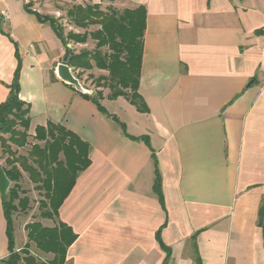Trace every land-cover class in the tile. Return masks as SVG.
<instances>
[{"label":"crops","instance_id":"0c3cea01","mask_svg":"<svg viewBox=\"0 0 264 264\" xmlns=\"http://www.w3.org/2000/svg\"><path fill=\"white\" fill-rule=\"evenodd\" d=\"M101 4L145 9L138 93L146 113L122 97L108 100L104 89L100 104L108 116L99 112L56 77L63 45L50 24L33 14L48 11L31 8L38 2L31 13L20 0H0V104L17 53L19 99L29 106L28 145L12 151L25 156L36 143L35 129L49 123L90 148L89 167L58 209L57 220L76 235L65 264H264L258 224L260 211L264 215V0ZM109 116L124 124L126 134ZM155 162L162 206L153 190ZM25 177L22 172L20 186ZM1 201L0 195L5 264ZM19 215L13 216L17 252L27 243L24 227L30 223ZM30 245L33 255L52 259Z\"/></svg>","mask_w":264,"mask_h":264},{"label":"trees","instance_id":"16d2710c","mask_svg":"<svg viewBox=\"0 0 264 264\" xmlns=\"http://www.w3.org/2000/svg\"><path fill=\"white\" fill-rule=\"evenodd\" d=\"M105 1L114 0H101L99 4H74L65 12V17L72 27L85 30L82 35L71 32L64 35V29L56 21L33 13L30 5H25V9L50 24L63 45L64 64L73 71L84 72L94 68L105 71L107 75L98 77L95 87L106 88L109 92L108 100L122 97L134 106L137 112L146 113L147 107L138 93L145 9L137 7L133 10L117 11L108 7L101 11L100 4ZM89 27L97 29L89 32ZM88 39L95 43L91 51L83 50L76 54L67 47L69 41L85 44ZM20 69L21 62L16 53V68L12 81L7 86L8 96L0 104V160L4 159L2 169L11 184L7 196L1 201L9 251L5 264H65L67 250L75 241L76 235L57 220L58 209L72 190L78 175L89 167L90 148L64 127L49 123L46 128L35 129L33 139L36 143L30 145L25 156L12 151L11 146L18 149L26 147L29 137V106L19 99ZM82 96L90 99L99 112L108 116L100 104L102 93L96 91L94 95ZM110 118L117 122L126 134L124 124L115 117ZM138 139L149 145L146 137ZM41 142L42 145L39 144ZM22 172L27 174L29 182L42 198L38 201L39 217L51 220L54 225L44 227L39 222L25 225L27 243L17 252L14 250L13 216L27 212L30 207L27 192L19 185ZM154 173L153 190L162 206L161 179L156 162ZM258 224L262 228L264 243V215L261 211ZM30 244L34 245L38 253L52 255V259L44 260L38 255H33ZM166 252L168 254L167 250Z\"/></svg>","mask_w":264,"mask_h":264},{"label":"rangeland","instance_id":"374dc122","mask_svg":"<svg viewBox=\"0 0 264 264\" xmlns=\"http://www.w3.org/2000/svg\"><path fill=\"white\" fill-rule=\"evenodd\" d=\"M63 1H68V0H63ZM106 5L107 4H100V10L105 11L108 8V6ZM70 6L71 5H67V4L65 5V3L59 4L57 0H39L38 5L31 7V8L34 10L43 8L41 11H48V12H44L45 15L42 14L41 16L46 17V18H51L54 21H56L58 25H60L64 29V35H66L69 32L82 35L85 32V30L72 27L65 17V12L70 8ZM49 12L54 13V14H50ZM95 29H97V27H89L87 31L90 32ZM94 45L95 43L91 41L90 39H88L85 44H79V45L74 44L73 42L69 41L67 44V47L71 49V51L77 54L83 50L91 51ZM92 70L84 71V72L80 70L73 71L74 76L79 80V82L83 85V87L87 89H90L91 86H93L94 88L96 79L102 76V75L99 76L98 74H94V71L91 72ZM103 89L109 94L106 88H102V89L99 88L98 90L100 93H102ZM22 183L23 185L20 187H23L25 191L27 192V197L30 200V205H29L30 207L27 212L19 213L20 214L19 220L21 222L23 220H26L30 223L39 222L40 224L42 223L43 225H50L51 227H53L54 224L51 220H46V219H42L39 217L38 201H40L42 198L40 194L38 193V191L34 189V185L31 183L29 184L26 177ZM35 251L37 252L36 249Z\"/></svg>","mask_w":264,"mask_h":264},{"label":"water","instance_id":"95a60500","mask_svg":"<svg viewBox=\"0 0 264 264\" xmlns=\"http://www.w3.org/2000/svg\"><path fill=\"white\" fill-rule=\"evenodd\" d=\"M56 77L64 83L66 86L73 88L80 95L91 96L96 93L92 89H87L79 82V80L74 76L70 67L66 64L59 63L55 67ZM10 188V182L5 176V173L0 166V195L2 198L7 196L8 190Z\"/></svg>","mask_w":264,"mask_h":264},{"label":"built area","instance_id":"2783aa9c","mask_svg":"<svg viewBox=\"0 0 264 264\" xmlns=\"http://www.w3.org/2000/svg\"><path fill=\"white\" fill-rule=\"evenodd\" d=\"M20 1H22L25 5H30L31 7L32 5L37 3L39 0H20Z\"/></svg>","mask_w":264,"mask_h":264}]
</instances>
